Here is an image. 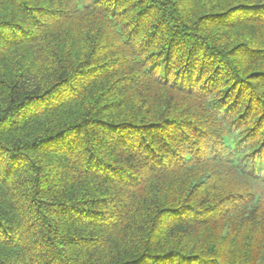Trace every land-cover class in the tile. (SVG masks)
<instances>
[{
	"label": "trees",
	"instance_id": "1",
	"mask_svg": "<svg viewBox=\"0 0 264 264\" xmlns=\"http://www.w3.org/2000/svg\"><path fill=\"white\" fill-rule=\"evenodd\" d=\"M0 264H264V0H0Z\"/></svg>",
	"mask_w": 264,
	"mask_h": 264
}]
</instances>
